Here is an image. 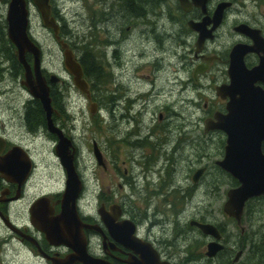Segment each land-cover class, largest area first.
Instances as JSON below:
<instances>
[{
  "label": "flooded vegetation",
  "instance_id": "af4514ba",
  "mask_svg": "<svg viewBox=\"0 0 264 264\" xmlns=\"http://www.w3.org/2000/svg\"><path fill=\"white\" fill-rule=\"evenodd\" d=\"M9 1L0 0V7H8ZM95 1L102 6L109 2V5L114 6L113 9H120L119 11L126 5L123 0ZM174 1L177 7L171 5L170 0H153L151 5L145 6L136 17L125 9L127 21L129 24L133 23V29L146 24L145 17L153 20V22L148 20V25L154 26L147 30H156L158 36L149 41L153 43V53H161V56L153 57L151 62L141 60L145 56L143 53L139 55L140 60L137 62L133 60L132 55L130 65H127L128 56L126 57L122 51L123 46L130 40V35L127 37L122 34V38L106 39L100 43L102 50L97 49L98 52L94 55L95 66L105 75H111L112 79L104 84V87L110 84V90L108 92L107 89H103L102 82L98 83L96 90H92L90 83L87 82L89 93L82 94L88 102V107L91 103L95 104L96 111L92 115L96 118L94 123L96 129L101 134L103 131L104 135L109 131L110 138L107 139L108 145H103L96 139L92 140L89 153L92 159L88 161L81 154L75 138L70 135L71 128L74 127L69 123L70 118L53 104L55 91L56 94L62 95L69 85L68 80L71 79L72 82V77L67 74L63 64L62 51L60 50L61 70L48 69L41 44L33 38L30 31L31 17L39 16V13L32 2L26 0L30 23L28 33L40 49V72L49 86L53 100L52 124L61 130L62 135L71 143L73 166L81 184L76 201L78 215L85 225L93 227L83 229L87 253L108 264H134L135 261L141 260V253L144 250L152 257H157L159 261L170 264H239L246 254L251 261L253 249L247 245L250 234L246 235L247 229L242 224L241 228L236 225L241 237V247L229 250V235L224 223L211 222L206 216L200 215L202 217L192 218L182 226L179 223L180 215L177 213H169L171 219L164 217L160 220L161 212L157 208L153 209L155 201L162 200L166 201L165 203L161 201L163 204L172 207V212H175V204L169 202L178 199L191 200L195 197L199 188L206 185L208 180H212V168H216L222 175L232 180L231 188H228L227 192L238 186V182L217 165L224 156L227 134L209 129L207 124L214 120L215 115L227 114L226 105L230 98L227 96L222 99L217 95L216 88L229 85L227 69L230 50L235 45H243L245 48L255 45L250 36L237 32L235 28L241 24L245 25L258 30L264 39V27L250 20L235 18L230 27L226 26L229 12L235 3L233 0H206L204 13L192 0H187L186 9L181 7L178 0ZM222 2H228L230 6L224 9L221 23L213 31L212 38L206 39L197 52L199 33L191 30L188 22L199 23L205 17L212 19L217 5ZM50 4L53 8L52 16L58 23L60 15L57 13L56 1L50 0ZM119 11L115 10L116 13ZM162 20H168L173 30L171 34L164 30L159 32L157 29ZM211 27L212 23L207 25L206 29L209 30ZM225 27L230 28L234 38L231 44L222 50L217 41L220 39V32L222 35L225 34L222 33ZM52 35L58 45L53 33ZM58 35L60 40L71 48V43L67 41L61 29ZM228 35L230 36L229 32ZM163 37L170 39L175 45L173 55H168L167 59H170L167 61L168 64L163 48ZM108 45L113 47L112 61L98 60L106 58ZM183 46L186 47V51L181 50ZM73 52L82 67V56ZM260 55L263 56L262 52L247 53L244 56L245 66L251 69L258 65ZM24 60L32 68L33 55L26 53ZM85 62L87 63V59ZM128 69H131L134 75L132 85L126 84L127 80H124ZM140 70L148 73L136 76ZM167 73L171 75V79L166 78ZM215 73L222 74L223 80L212 85ZM51 75H55L59 80L50 82ZM24 76L25 69L18 59L17 50L7 38L4 14L0 16V95H3V100L0 101V215L33 237L43 253L50 257L64 258L70 254L69 249L63 246H50L44 236L29 224V220L25 225L19 226L10 215L11 205L27 194V190L33 186L35 183L33 181L40 175L41 170L49 171V179L60 181L55 200L52 201L46 196L51 204L61 198L67 178L66 171L56 154L59 138L49 131L46 114L40 102L22 85ZM256 85L264 90L262 83L258 82ZM107 105L111 112L107 111ZM151 109L152 112H149ZM103 114L108 117L109 126H102L105 123ZM218 136L220 139L215 142ZM215 145L220 146L216 159L213 153ZM164 147L174 159H166L163 156ZM262 148L264 151V141ZM83 158L88 162L87 165L84 164ZM181 169L185 170L183 177ZM170 173H173L171 178ZM92 198L93 210L89 207ZM140 199L141 203H144V210L134 202ZM260 199H264V196L246 202L242 218ZM54 209L55 213L59 212V206H55ZM193 221L201 224L211 223L219 228L221 236L218 243L223 248L214 256L207 255V246L215 240L192 225ZM0 223L3 225L1 218ZM170 231L174 234L172 238L167 236ZM9 233L20 245H28L33 255L44 264H51L38 253L35 246L25 240L21 242L19 236L10 231ZM191 233L194 234L192 239L189 236ZM193 239L192 245L188 247L189 251H186V241L191 240L189 241L191 243ZM256 249L260 250L259 247Z\"/></svg>",
  "mask_w": 264,
  "mask_h": 264
},
{
  "label": "water",
  "instance_id": "95a60500",
  "mask_svg": "<svg viewBox=\"0 0 264 264\" xmlns=\"http://www.w3.org/2000/svg\"><path fill=\"white\" fill-rule=\"evenodd\" d=\"M39 13L41 23L45 29L51 30L63 55V64L68 75L72 77L73 85L80 93L88 94V84L80 63L74 56L69 45L60 40V27L52 16L50 0H30ZM181 7L185 8L187 0H178ZM194 5L205 12L206 0H192ZM230 3L222 2L217 5L212 19L205 17L201 22H188V27L199 33L196 51H200L201 44L206 39L212 38V33L217 29L222 20L224 9ZM7 38L16 48L18 59L25 69L22 85L37 99L46 114L49 131L59 138L56 146V154L64 167L67 178L65 190L61 198L55 203H50L46 196L38 197L28 208L29 224L44 236L45 241L54 247L63 246L71 252L64 258L50 257L43 253L37 241L12 225L1 215L3 225L13 234L20 237L37 248L38 253L51 264H108L88 255L86 239L83 229L93 228L85 225L77 211V199L81 190V184L73 166L71 143L61 131L52 124L51 115L54 112L49 86L41 75L39 67V47L29 38V9L26 0H10L6 12ZM212 23L211 29L206 26ZM237 32L250 36L255 45L244 47L235 45L230 50L227 74L229 85L218 86L217 95L222 99L230 98L226 105V115H215L214 120L207 128L220 130L227 134V145L223 159L217 165L233 179L238 186L227 192V199L223 205L224 214L232 218L238 224L241 222L244 207L252 198L264 196V153L262 143L264 141V90L256 83L264 85V39L258 30H253L245 25L235 28ZM261 53L260 61L255 67L248 69L244 63V56L249 53ZM30 53L34 57V64L30 65L24 60V55ZM59 79L55 75L50 76V82ZM95 104L91 103L89 111L95 113ZM95 150V146H94ZM26 169V173H27ZM55 206H59V212L55 213ZM204 235L211 236L215 241L207 246V255L214 256L223 246L218 243L220 234L217 229L207 224L191 222ZM132 264V263H131ZM134 264H170L161 262L157 257L149 255L147 250L141 253V260Z\"/></svg>",
  "mask_w": 264,
  "mask_h": 264
},
{
  "label": "rangeland",
  "instance_id": "374dc122",
  "mask_svg": "<svg viewBox=\"0 0 264 264\" xmlns=\"http://www.w3.org/2000/svg\"><path fill=\"white\" fill-rule=\"evenodd\" d=\"M56 8L65 20L67 30L69 34H67V41L69 43H73L74 51L77 54L83 53L85 55L86 51L93 47V53H97L98 50H102L101 42H104L106 39H115L122 38V34L127 35L130 40L127 41L126 45L123 46V51L126 57L128 56V64L130 65V61L133 60L135 62L139 61V55L145 54L142 57L143 62H151L153 57L161 56V53L157 54L153 53L152 48H154L153 43L149 40L154 39V36H158L156 30H147L149 27H153L154 25H148V20L153 22L151 18L145 17L147 22L143 26H138L133 29V23L127 21L126 5L125 9L119 11L120 9H113L114 6L109 5L107 2L105 6L100 5L95 0H55ZM235 3L229 12L228 18L229 20L226 23V26L232 24V20L244 19L250 20L253 23H257L264 27V0H233ZM171 5L177 7L174 0H170ZM166 7V6H165ZM7 6L0 7V16H4L6 14ZM119 11V13L115 12ZM101 14V19H100ZM38 15V14H37ZM31 35L35 38L40 44L44 52L45 62L48 69L52 70H61L60 64V48L59 45L53 39L52 33L45 29L41 23L39 16L33 15L31 17ZM231 19V20H230ZM61 21V20H60ZM168 20H162L159 22L158 30L162 32L163 30L171 34L173 31L171 26H169ZM63 26L64 23L61 22ZM128 26V27H127ZM129 28V30H127ZM147 30V31H146ZM177 30L175 27L174 31ZM222 33L220 32V39L217 43L220 44V49H226L232 42L234 35L230 31V28L225 27ZM230 33V36L228 35ZM130 33V34H129ZM152 33V34H151ZM98 40V42H97ZM183 41H186L185 38H182ZM163 48L165 51L166 64L168 60V55L172 56L174 52L175 45L170 39H166L163 37ZM161 42V41H160ZM190 43V42H189ZM97 44V46H96ZM72 48V47H71ZM125 50V51H124ZM181 50L186 51V47H181ZM113 47L107 46L106 58H101L98 60L102 61H112L113 57ZM133 70V69H132ZM147 71H139V74L136 76H141L147 74ZM102 81H110L112 79L111 75H105L102 72ZM185 77V74H183ZM166 78L171 79V75L167 73ZM124 80H127L128 85H132L134 81V75L131 69L127 70ZM223 80L222 74H214V82L213 84L220 83ZM69 85L67 90L63 92L64 96V105L69 114L70 121L69 123L74 127L71 128L72 131L70 135L75 138L76 144L79 146L82 151V155L85 159L90 161L89 153H91V142L93 139L97 141H101L103 145H108L107 139L110 138V132L106 131L105 135L102 131V134L96 129L95 123V115H92L89 111L88 102L84 99L82 93H80L72 84L71 79L68 80ZM98 81L96 84L98 85ZM105 82H102L103 89H107L109 92L110 84L105 85ZM64 86V85H62ZM19 92V90H18ZM105 93V92H104ZM13 95V94H10ZM107 95V93H106ZM3 95H0V101L3 100ZM108 107V105H107ZM108 107L107 111L109 109ZM185 109V108H184ZM152 112V109L149 110ZM105 119V123H103V127L109 126L108 117L104 114L102 115ZM138 122V121H137ZM147 134V133H146ZM104 137V138H103ZM220 137L215 138V142H218ZM94 146V144H93ZM163 156L167 158L174 159V156L166 151V147L162 148ZM166 152V153H164ZM220 152V146L215 145L213 148L214 159L218 156ZM83 158V161H84ZM163 162V159H161ZM85 162V161H84ZM87 161L84 163L87 165ZM81 164V163H80ZM90 168V165H88ZM184 169H181V176L183 177ZM212 172V180H208L206 185H203L199 188V191L195 197L191 200H171L169 203H174L175 212H172L171 208L168 207L167 204H163L166 201H155L153 209H158L161 213L159 219L166 217L171 219L169 213H173L180 215L179 223L183 226L186 222H188L192 218H200L206 216L211 222L216 223H224L226 227V231L229 235V250H236L238 247L240 248L241 237L239 236V229L236 226V223L233 219L227 217L223 212V205L226 201V192L228 188H231L232 180L230 178H226L222 175L216 168L211 169ZM40 175L34 179L33 186L27 190V194L19 201L13 203L11 205L10 215L12 220L15 221L19 226L25 225L28 222V208L32 201L39 196H48L52 201L55 200V194H57L59 190V180L49 179V171H42L39 173ZM173 176V173L169 174V178ZM224 180V181H223ZM214 189V192H213ZM205 195V196H203ZM143 199V198H142ZM140 200H134V202L138 205L142 210L145 209L144 203H141ZM163 203H162V202ZM94 200L93 198L90 200L89 207L93 210ZM168 225V224H167ZM242 225L246 227V235L250 234L249 238L251 239L250 243L255 246V249L252 250V256L250 257L251 261L248 260V255L246 254L240 261L239 264H258L259 260L263 261L264 264V199H260L255 202L250 209H248L247 213L243 216ZM179 229V228H178ZM253 230V231H252ZM252 231V233H251ZM174 234L172 231L168 232L167 236L172 238ZM190 239L194 237V234H189ZM198 238V237H197ZM187 240V248L186 251H189V246L192 245L194 239L190 243ZM246 243V242H245ZM198 245V243H197ZM247 245L250 247L249 242L247 241ZM259 247L260 250L256 249ZM249 251H251L249 249ZM256 252V254H255ZM262 253V255H261ZM255 254V256L253 255ZM262 256V257H261ZM0 264H44L43 261H40L35 255H33L32 249L28 245H20L12 236L9 231H6V228L0 223ZM198 264V263H193ZM218 264V263H217Z\"/></svg>",
  "mask_w": 264,
  "mask_h": 264
},
{
  "label": "trees",
  "instance_id": "16d2710c",
  "mask_svg": "<svg viewBox=\"0 0 264 264\" xmlns=\"http://www.w3.org/2000/svg\"><path fill=\"white\" fill-rule=\"evenodd\" d=\"M125 2V4L127 5V10L130 12L131 11V15L133 16H138L140 15V13L143 11V8L145 6H149L151 5V2L153 0H123ZM125 9V8H124ZM58 13V11H57ZM59 14V13H58ZM60 20L61 22L64 23L63 27H62V32L64 33V36L67 37V34H69L68 30H67V27H66V23H65V20L63 19V17H61L60 15ZM7 45V44H6ZM71 46L74 48V45L73 43H71ZM8 48V46H7ZM93 50L94 48L91 47L89 48L85 55L83 53H80V55L82 56L81 60L83 61L82 62V70H83V73H84V77L85 79L87 80L88 83H90L91 85V89L92 90H96L97 88V84H96V81H98L99 83L101 82V78H102V70L98 69L96 66H95V60L94 59V55L95 53H93ZM85 59H87V63L85 62ZM104 74V73H103ZM102 82H106L105 80L102 81ZM64 96H63V93L62 95H60V93H57L56 94V91H55V94H54V102L53 104L55 105L56 104V107H59L61 109V111L63 113H66V115L68 116V118L70 117L69 114L67 113V110L65 108V105H64ZM236 223V222H235ZM237 225V224H236ZM247 241L249 242V245H250V248H254L255 249V246L253 244L250 243L251 239H248L247 238ZM252 246V247H251ZM257 248V247H256ZM262 257V256H261ZM259 262L261 264H263V261L259 260ZM219 264H226V263H219Z\"/></svg>",
  "mask_w": 264,
  "mask_h": 264
},
{
  "label": "bare ground",
  "instance_id": "6f19581e",
  "mask_svg": "<svg viewBox=\"0 0 264 264\" xmlns=\"http://www.w3.org/2000/svg\"><path fill=\"white\" fill-rule=\"evenodd\" d=\"M50 6H51V4H50ZM51 13H53V8L51 7ZM59 23V27H60V29L62 30V25H61V22L59 21L58 22ZM29 38H30V40L32 41V42H34V43H36L37 44V42L36 41H34L32 38H31V36L29 35ZM72 47V46H71ZM72 50L74 51V49H73V47H72ZM49 91H50V89H49ZM31 95V94H30ZM32 96V95H31ZM50 96V95H49ZM33 97V96H32ZM34 98V97H33ZM35 99V98H34ZM50 99H51V103L53 102V100H52V97L50 96ZM37 100V99H36ZM61 131V130H60ZM95 145V144H94ZM262 151H263V148H262ZM71 152H72V149H71ZM263 153H264V151H263ZM242 221H243V218H241V222H240V224H238L236 221V224L241 228V224H242ZM209 225H212V226H214L216 229H217V231H218V234H220V236H221V233H220V230H219V228L216 226V225H214V224H211V223H209ZM215 240V239H214Z\"/></svg>",
  "mask_w": 264,
  "mask_h": 264
}]
</instances>
